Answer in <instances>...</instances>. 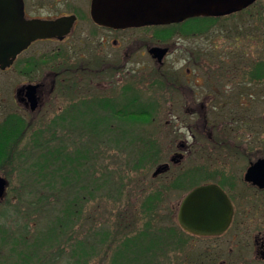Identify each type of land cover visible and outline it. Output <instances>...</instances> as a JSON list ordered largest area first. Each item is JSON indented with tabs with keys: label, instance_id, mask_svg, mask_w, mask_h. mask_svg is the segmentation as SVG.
Segmentation results:
<instances>
[{
	"label": "rangeland",
	"instance_id": "obj_1",
	"mask_svg": "<svg viewBox=\"0 0 264 264\" xmlns=\"http://www.w3.org/2000/svg\"><path fill=\"white\" fill-rule=\"evenodd\" d=\"M201 26L205 28H183L190 30V39L167 57L161 69L178 70V81L189 86L193 77H183L189 68L192 75L196 72L203 78L195 83H202L203 91L223 89L224 108L229 112L213 111L206 124L204 115L193 116L189 122L183 114L185 98L164 89L166 83L157 76L146 52L138 55L137 62L130 61L128 66L143 69L129 76L108 78L103 70L79 72L94 82L112 80L113 88H88L83 80L69 99L58 100L53 94L32 115L19 114L13 89L28 78L43 77L42 62L0 71V123L7 115L25 123L18 142L10 148L11 157L0 166V175L9 184L0 203V264H191L202 260L200 254L205 251L212 261L217 254L215 264H263L252 259L248 236L234 242L230 236L202 238L186 234L178 225L184 195L194 186L216 180L200 177L202 154L214 149L204 141L206 134L219 140V125L232 142L237 139L235 130L244 127L234 125V113L248 119L264 111V102L259 103L260 98L264 100V83L248 78L264 76L251 73L255 65L264 63V0H257L244 14ZM34 49L49 52L43 46L35 45L30 51ZM232 76L233 84L226 81ZM124 87L127 90L122 93ZM105 105L123 113L103 115ZM59 108H63L61 116ZM120 115L125 121L120 123L123 131L113 133L120 128L112 127ZM97 119L100 128H96ZM196 130L202 135L199 144L190 137ZM252 131L257 138L259 132ZM239 135L242 139L246 132ZM182 142L189 151H184L179 164H171L170 156ZM145 148L148 153L143 157ZM46 162L47 167H40ZM162 163H168L169 169L153 176ZM137 238H142V246H130Z\"/></svg>",
	"mask_w": 264,
	"mask_h": 264
},
{
	"label": "flooded vegetation",
	"instance_id": "obj_2",
	"mask_svg": "<svg viewBox=\"0 0 264 264\" xmlns=\"http://www.w3.org/2000/svg\"><path fill=\"white\" fill-rule=\"evenodd\" d=\"M92 1L20 0L22 16L25 20H60L62 23L61 35L32 41L15 56L9 67L3 70L0 69V71H6L14 65L27 67L36 60L42 62V67L46 69L43 77L36 80L28 78V80L20 82L14 87V103L20 115L38 114L45 105L46 100H50L49 98L53 94L58 100L69 99V96L75 93L83 80H85L83 83L88 88L91 85H94L96 90L113 88L114 82L112 80L107 84L100 80L94 82L90 76L83 79V75H79V72L92 71L96 74L103 70L104 73L107 72L108 78H120L129 76L132 73H139L143 67H138L136 64L128 65L130 61L137 62L138 55L144 52L147 53L154 66H156L157 76L164 81V84L166 83L164 89H169L170 93L173 90L177 91L185 98L183 114H187L189 122L193 116L203 118L204 115L205 119L203 120L205 121L207 115L213 114V111H222L223 109L225 113L229 112L227 108H224L223 89L222 92L220 90L209 92V87L205 91L201 89L203 87L202 83L195 86L198 80H203L201 76H197L196 72L192 75V71L189 68L186 69L184 79L187 80V78L193 77L191 85L188 86V82L178 81V70L173 69V71L168 68L162 70L167 57L178 49L179 45L182 46L185 44L184 42L190 39V30L183 29L178 25L146 24L132 27H112L100 24L92 17ZM255 4V2L252 3L247 9L254 7ZM149 33H152V38L156 42H153L152 38L148 36ZM170 39L175 40L168 44ZM35 45L43 46L46 51L49 49L50 54L49 52L41 54L36 49L33 50L34 52L30 51ZM155 47L167 49V53L162 60L157 57L153 58L151 49ZM28 52H32V54L26 56ZM38 55L44 57L39 59ZM186 60L189 63L188 57ZM217 78L218 82H222V76ZM248 78L254 81L262 80L260 83H264V76H248ZM226 81L231 84L236 82L234 76L227 78ZM210 84V87H213V82H210ZM158 85H161L159 81ZM229 89L233 91V86ZM126 90L127 87H124L122 93ZM101 96L106 97L105 99L112 98L111 95ZM217 100H221V103H218ZM263 102V98H260L259 103ZM117 112L123 113V111H114L112 107L104 106L103 115L113 114L116 116ZM63 114V108H59L57 115L61 116ZM234 115H236V118L233 117ZM234 115L231 117L232 121L236 122L234 125L244 124L243 128L235 130L237 139L232 142L227 140L218 125L217 135L219 140H217V136L215 138L212 134H209V137L206 134L208 138H204L206 144L213 146L214 149L210 151L215 155H206L210 151H207L205 155L202 154L203 156H201L205 160L203 163L204 168L199 167L201 178L205 180L209 177L216 178V180L207 181L203 185L214 184L227 196L232 208L231 220L225 231L218 234H201L200 236L202 238L230 236L232 242L238 237L243 239L248 236L250 238L248 250L251 249L252 251V259L255 262L264 264V111L258 118L248 117V119H244L238 112ZM206 122L204 123L206 124ZM252 129L259 132L257 138H253ZM188 130L193 132L191 128H188ZM244 131L246 136L240 139L239 134ZM196 134L193 133L190 137L191 140L197 142L198 137L202 135L198 131ZM197 143L199 144V142ZM200 146H203V149L205 148L202 143H200ZM176 148L178 150L172 153L170 161L179 164L185 157L184 151L188 152L189 150H186L187 146L184 142L179 143ZM243 163L246 164L244 168L241 165ZM249 169H251V177L247 179L246 174ZM241 172L242 174L239 175ZM6 195L7 193L3 198H0V203L5 200ZM185 230L186 234H190ZM242 247L247 248L246 244ZM238 252L245 254L242 251ZM200 255L203 257L202 260H195L191 264H215L217 254L214 255L213 261L208 258L207 251Z\"/></svg>",
	"mask_w": 264,
	"mask_h": 264
},
{
	"label": "water",
	"instance_id": "obj_3",
	"mask_svg": "<svg viewBox=\"0 0 264 264\" xmlns=\"http://www.w3.org/2000/svg\"><path fill=\"white\" fill-rule=\"evenodd\" d=\"M254 0H93L92 17L112 27L167 24L196 16H214L242 9ZM58 21L25 20L20 0H0V69L9 67L15 56L32 41L61 35ZM165 50L153 48L159 59ZM32 88V87H31ZM159 170V169H158ZM251 169L247 171L249 179ZM7 180L0 176V198ZM232 208L225 193L214 184L192 189L183 198L178 221L195 234H218L226 230Z\"/></svg>",
	"mask_w": 264,
	"mask_h": 264
},
{
	"label": "trees",
	"instance_id": "obj_4",
	"mask_svg": "<svg viewBox=\"0 0 264 264\" xmlns=\"http://www.w3.org/2000/svg\"><path fill=\"white\" fill-rule=\"evenodd\" d=\"M215 21H216V19H213V18L191 19L190 21L186 22L183 25V28L184 27H195V29L205 28V26L200 27V25H202V23L213 24ZM263 71H264V63H258V65H255V68L252 69L251 73L261 75V74H264ZM144 118H146V117H144ZM97 121H98V119H97ZM96 123L101 124V122H99V121ZM24 128H25L24 121L20 117L14 116V115H7L3 119V121L0 123V166L4 162L5 158L11 157L10 152L12 150L10 148H12L13 144L18 142V138L20 137ZM129 132L132 133L133 131L132 132L129 131ZM131 136H133V135H131ZM55 156H57V155L55 154ZM48 164H50V163H48V162L43 163V164H41L40 167H42V168L47 167ZM142 241H143L142 238H137V241L130 246L137 248L139 245V247H141ZM130 246L128 244L126 246V249H130ZM141 250L143 251L144 249H141Z\"/></svg>",
	"mask_w": 264,
	"mask_h": 264
}]
</instances>
